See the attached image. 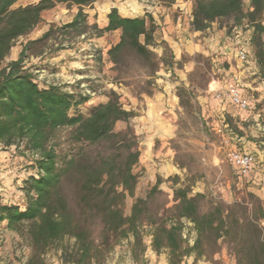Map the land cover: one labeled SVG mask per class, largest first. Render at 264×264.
<instances>
[{"label":"rangeland","instance_id":"1","mask_svg":"<svg viewBox=\"0 0 264 264\" xmlns=\"http://www.w3.org/2000/svg\"><path fill=\"white\" fill-rule=\"evenodd\" d=\"M194 1L176 0L175 3L191 7L193 17ZM243 2L245 11H248L250 5L246 0ZM31 3H35L34 0H20L18 5ZM57 10L45 13L47 19L59 18L58 14L61 16V22L51 24L50 29L69 24V15L76 16L79 12L78 7L66 5ZM180 14L182 11L178 9L177 19L182 17ZM185 17L187 19L182 18L181 24L188 28L187 40L183 44L175 40L176 45L159 38L155 40L151 48L155 55L154 67L137 54L126 52L117 65L109 57L105 72L100 73L96 60L99 50L92 41L87 37L72 39L61 35L54 36L44 45L32 46L24 61L25 68L41 87L57 85L78 94L84 90H95L92 98H110L116 94L122 107L136 114L128 124L117 123L115 132L123 131L129 125L137 136L141 156L133 172L138 181L134 197L127 196L125 200L124 213L130 216L136 200L143 199L146 201L142 207L145 220L139 229V237L136 239L132 233L129 234L116 244L101 264H172L168 248L156 251L153 246L155 223L168 227L180 224L184 248L193 247L197 232L191 221L177 217L176 190L185 189L190 197L202 195L201 213L214 212L217 207L227 211L237 203L240 206L235 209L238 217H245V210L250 215L254 208L249 198L252 192L248 178L238 176L229 164L226 138L217 131L229 123L247 141L264 142V93L245 89L235 80L228 79L226 74L236 64V51L241 47L248 48L246 37L250 38L252 30L247 25L235 26L233 19H223L213 23L207 31L194 35L189 26H192L193 18ZM222 35L229 40L225 41ZM27 39L21 38L16 42L4 66L19 58L20 54L15 52L23 50ZM68 50L75 52V56L72 55L75 65L66 66L65 59L54 60L53 64L50 62L52 57ZM36 55H42L41 61L34 59ZM250 62L256 66L252 53ZM84 71L83 76L77 75ZM250 78L256 83L264 82L258 69ZM232 82L249 102V110L241 111L227 100L215 97L218 92H223L220 90L224 83L229 85ZM89 109L88 105H83L71 113L86 116ZM56 145L61 155L72 150L68 130L58 133ZM234 146L239 148L237 144ZM20 152L22 149L17 150L15 146L6 150L0 145V162L10 160L15 168L8 171L9 167L4 163L0 168V194L8 196L4 197V203L22 206L25 201L22 180L30 172V163L21 157ZM89 154L94 160L102 154L117 155L111 144L92 148ZM254 155L258 156L257 153ZM260 183L264 186V179ZM155 186L157 189L152 192ZM63 192L74 203L75 182L67 181ZM261 203L264 205V201ZM89 224L100 242L101 227L97 220L90 219ZM260 225L264 228V221ZM65 244L72 247L74 240H66ZM61 256V247L55 246L36 257L25 229L17 233L10 231L5 223L0 224V264H66ZM162 257L166 262H161ZM173 264H237V257L230 238L216 241L212 236L206 238L193 254L175 258Z\"/></svg>","mask_w":264,"mask_h":264},{"label":"trees","instance_id":"2","mask_svg":"<svg viewBox=\"0 0 264 264\" xmlns=\"http://www.w3.org/2000/svg\"><path fill=\"white\" fill-rule=\"evenodd\" d=\"M20 0H0V145L5 149L16 147L21 157L29 161L30 171L22 180L24 205L4 203L0 194V224L13 232L25 229L36 257L60 246L62 261L66 264H101L122 239L133 234L137 239L144 223L143 206L137 199L130 216L124 213L127 196L134 197L138 177L133 168L139 163L137 136L131 126L115 132L119 122L129 123L136 117L125 110L118 96L112 94L107 103L89 109L88 115L72 114L92 98L86 90L81 94L66 87H41L35 76L25 68L24 61L32 46L45 44L54 36L72 39L91 33L101 37L121 31L120 41L109 50V57L118 64L124 53L133 52L153 67L157 26L152 17L124 18L114 8L108 15V25L99 29L89 25L83 8L99 0H40L19 6ZM119 1V0H113ZM174 4L176 0H158ZM78 7L74 20L58 28H51L42 38L29 41L16 61L4 66L16 42L27 38L43 22V13L57 5ZM223 19H233L235 26H248L250 51L259 76L264 79V0H250L248 11L243 0H195L192 27L197 32L207 31ZM93 90L91 93H95ZM229 124V123H227ZM230 126V125H229ZM61 130L69 131L72 150L66 154L57 151L56 139ZM111 144L117 155L102 154L90 158L92 148ZM73 181L76 195L73 202L63 192L64 184ZM157 186L152 190L155 191ZM177 217L194 224L197 239L191 248H184L180 224H154L153 246L156 251L168 248L171 262L177 257L193 254L203 241L214 236L216 241L230 238L237 264H264V205L254 194L249 198L254 208L245 217H238L239 204L233 209L214 208L201 213L198 194L175 192ZM97 220L102 240L94 236L89 220ZM74 240L73 246L65 244Z\"/></svg>","mask_w":264,"mask_h":264},{"label":"crops","instance_id":"3","mask_svg":"<svg viewBox=\"0 0 264 264\" xmlns=\"http://www.w3.org/2000/svg\"><path fill=\"white\" fill-rule=\"evenodd\" d=\"M246 1L249 6L250 0H246ZM34 2L37 3L39 1L34 0ZM31 4H34V3H31ZM60 6L61 4L57 5L54 9L45 11L43 13V20L46 19V21H43L42 26L38 27L32 34H30V36H28V39L25 41V44L29 41H36L39 38L43 37V35L46 34L50 30L51 24L61 22V16H59L60 14H58L59 18H55V19H47L46 18L47 15L45 14L47 12H52V13L57 12L58 11L57 9L60 8ZM114 8L118 9L120 15L124 18H138V17L142 18V17H145L146 15H150L155 25L158 28L156 36H155L156 40H158L159 38V39L166 41L170 45L171 44L176 45L175 40L183 44V42L187 40L186 38L187 35L189 36L188 31H187L188 28L184 27L186 26V24L185 25L181 24V19L182 18H184V20L187 19L185 15H188L190 20L193 18L191 7L187 8V6L178 5L177 3L166 5V3L160 2L158 0H152L150 2L147 0H127L125 2L113 1V0H99L98 2L90 6L84 7L83 9H86V10H83V12L87 16V23L89 25L96 24L99 29H104L108 25V15L110 14L111 10ZM178 9L182 11V14H180L182 17H178L177 19L176 13ZM69 18L70 20L67 23H71L74 20L75 16L73 14L72 15L70 14ZM189 26L190 28H192V32L194 33V35H196L197 31L193 29L191 24ZM86 36H87V39L92 41L99 50L98 58L96 59L97 66L99 67V72L100 73L105 72L106 67H107L106 60L109 59V54H108L109 50L119 43L121 31H115L113 33H106L101 37H96L94 34H91L88 32ZM222 36L224 37L225 41L229 40V38L226 39L224 35ZM113 37H116L114 41L112 40ZM246 40H247V47L249 49V56H250L251 55L250 47H249L250 38L246 37ZM221 41L224 42V40H221ZM21 52H22V49L19 52H17L16 50L15 53L20 54ZM73 54L75 56V52L73 53V51L71 50L62 51L61 53H58L56 56L52 57L50 62L53 64L58 59L59 60L65 59L66 62L64 64L66 66L75 65L76 61H73L74 60V58L72 57ZM41 58H42V55H36L34 59L36 61H39V60L41 61ZM234 58H236V64L232 65L229 71L226 72V74L228 75V79L231 78L230 80H235L237 83H240V85L243 88L246 87L254 92L257 91L258 93L263 94L264 93V82L256 83L255 80H251L250 78L252 74L257 73V68L256 66H254V63H251L250 65H245L239 60H237L236 54ZM48 60L49 58L45 59V61H48ZM42 63H44V61H42ZM84 73L86 72L85 71L78 72L77 75L81 76ZM77 75L74 74V76H77ZM72 76L73 75H71L70 77ZM233 86H234L233 82L229 85H227V83H224V88L220 91L224 92L228 88L233 87ZM42 87H46V86H42ZM242 91H244V89H242ZM107 101H108V98L106 97L91 98L90 101L87 103V105L91 109L97 106L98 104H105L107 103ZM235 133L239 137V140L236 141L235 144L239 146L240 150L244 152L253 153V154L257 153L258 155L257 156V163H258L257 167L247 177L248 178L247 180L249 183L248 185L249 190L255 195H257L262 201H264V186L260 185L261 184L260 182L264 179V171L261 170V168H264V142L247 141V139L243 135L237 132ZM6 150H10V148ZM5 162L8 164H6ZM3 163L5 165H8L6 166V167H9L8 171H10L11 168L15 170L14 164H10L11 163L10 160H7V161L3 160V162H0V168L3 166ZM2 195L3 197L8 198L7 195H4V194ZM161 262H166L165 258L162 257Z\"/></svg>","mask_w":264,"mask_h":264},{"label":"built area","instance_id":"4","mask_svg":"<svg viewBox=\"0 0 264 264\" xmlns=\"http://www.w3.org/2000/svg\"><path fill=\"white\" fill-rule=\"evenodd\" d=\"M152 1V0H147ZM237 59L245 65H250V56L248 48H239L236 51ZM92 96L94 93L87 91ZM215 97L217 99H225L233 106L237 107L241 111H247L250 108L249 102L242 96L239 88L233 86L228 88L224 92H218ZM218 133L222 134L225 139V144L229 147L228 150V162L234 168L237 175L240 177H248L257 167V157L253 153L244 152L238 147L234 146L235 142L239 140L238 135L233 131L229 124H224L218 130Z\"/></svg>","mask_w":264,"mask_h":264}]
</instances>
